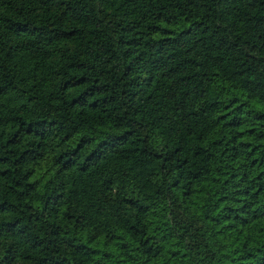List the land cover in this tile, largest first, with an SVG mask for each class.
Here are the masks:
<instances>
[{"label": "trees", "instance_id": "1", "mask_svg": "<svg viewBox=\"0 0 264 264\" xmlns=\"http://www.w3.org/2000/svg\"><path fill=\"white\" fill-rule=\"evenodd\" d=\"M0 264H264V0H0Z\"/></svg>", "mask_w": 264, "mask_h": 264}]
</instances>
